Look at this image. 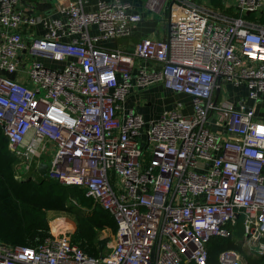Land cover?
Wrapping results in <instances>:
<instances>
[{
    "label": "built area",
    "instance_id": "1",
    "mask_svg": "<svg viewBox=\"0 0 264 264\" xmlns=\"http://www.w3.org/2000/svg\"><path fill=\"white\" fill-rule=\"evenodd\" d=\"M219 1L146 0L169 12V36L114 49L102 43L145 19L129 2L0 0L10 152L47 163V177L83 189L117 223L102 258L63 232L36 247L0 242V264H208V242L240 215L264 254V119L226 89L264 101V0ZM153 87L189 102L147 121L127 101ZM220 263L246 261L226 251Z\"/></svg>",
    "mask_w": 264,
    "mask_h": 264
},
{
    "label": "trees",
    "instance_id": "2",
    "mask_svg": "<svg viewBox=\"0 0 264 264\" xmlns=\"http://www.w3.org/2000/svg\"><path fill=\"white\" fill-rule=\"evenodd\" d=\"M212 2L215 7L223 8L221 1ZM22 162L19 155L10 152L8 138L0 125V242L36 247L52 236V228L55 231L48 213L68 212L76 219L73 242L87 255L99 257L100 236L104 232L116 234L115 219L79 187L63 185L49 176L29 178L21 175L17 165ZM227 229L230 236H215L208 242V264H221L220 255L226 251L241 254L246 264H264V254L250 253L244 248L243 215Z\"/></svg>",
    "mask_w": 264,
    "mask_h": 264
},
{
    "label": "crops",
    "instance_id": "3",
    "mask_svg": "<svg viewBox=\"0 0 264 264\" xmlns=\"http://www.w3.org/2000/svg\"><path fill=\"white\" fill-rule=\"evenodd\" d=\"M34 1L37 2L38 0H34ZM92 1L95 2V0H92ZM123 1L131 3L134 6V10L138 13H141L145 19L142 23H140L139 25L136 26V28L133 32V35L130 38L110 40V41L102 43L104 46L109 47V48H114V49L118 48V47L127 48L129 46L133 47L135 43L139 42L141 39H144V38H166L169 36L170 30H169L168 23L162 22V20H160V22L159 21L157 22L156 20H154V18H156V17L159 18V16L157 14H152L151 12L147 11L146 3H145L146 0H123ZM200 2H202L203 4L214 5L212 0H200ZM93 4H91L88 7L90 9H92ZM45 8L46 7H41L40 10L43 11V10H45ZM167 14L169 16V12H167ZM43 31H44L43 26L39 25L37 27V33L40 35V34H43ZM43 60L44 59L42 58L41 61L43 63H45ZM47 61H49V60H47ZM45 64L46 65H52L50 63V61H49V63H45ZM231 86L228 85V87H231ZM159 88L160 87H156L154 89V87H153V90L150 89L151 91L146 90L143 92L140 91V92L134 93V95H132L127 101V108L136 110L137 112L142 114L145 118L149 119V117L150 118L152 117V118L158 119L161 116L162 111H160L156 114H153L152 110L147 109L151 105L150 103L147 104V106H144L143 109L141 108V106H142V102H144V103L151 102L150 101L151 95H154L152 92H154L156 89H159ZM240 88L245 89L244 86H242ZM160 89L167 91V90L163 89L162 87ZM226 89H227V87H226ZM228 96H229V101H231L234 104H238V102H237L238 95L236 97H234V96L228 94ZM220 100H221V98H220ZM249 102H250L249 104L251 105V107H254L256 109L258 116H260L262 119H264V101L255 102V101L250 100ZM189 111H191V110H187V112H189ZM155 119H152V120H155ZM38 166H39V164L37 163L35 170H28V171H25V170L23 171L21 169H18V170H19V173L21 175L33 176L34 178H37L38 177V173H37ZM36 174H37V177H36ZM72 235H73V233H72Z\"/></svg>",
    "mask_w": 264,
    "mask_h": 264
},
{
    "label": "rangeland",
    "instance_id": "4",
    "mask_svg": "<svg viewBox=\"0 0 264 264\" xmlns=\"http://www.w3.org/2000/svg\"><path fill=\"white\" fill-rule=\"evenodd\" d=\"M157 15L159 16V18L158 17L154 18V20H156L157 22L158 21L160 22V20H163L162 17L167 16L166 12H162L161 14H157ZM161 15H164V16H161ZM43 61L45 63H49V61H47L45 59ZM229 86H231V85H229ZM155 88L156 87H154V89ZM160 88L156 89L154 92H152L154 95H151V100H150L151 102H146V103L142 102V106H141L142 109L144 108V106H147V104L150 103L151 105L147 108L148 110H152L153 114H156V113L162 111V114H163L164 112L172 109V106L175 102H177V103L182 102L184 104L189 102V97H187V96L177 95V94H174V93L169 92V91H164ZM152 90H153V88H152ZM227 90H228L227 92L229 95H232L234 97H236L238 95L237 102L240 99V97L242 96L246 100L247 105L249 107H251V105L249 104L250 100L247 98L248 92H247L246 88L244 89V88H236L233 86H231V87L227 86ZM187 110H191V108L188 107ZM152 119H155V118H152V117L151 118L149 117V119L146 118L147 121H151ZM43 160L49 163L51 160V157L46 156V157H44ZM36 164H37V158L32 159V160H26L25 164L19 163L17 165V167H18V169H21L23 171L24 170L25 171L35 170ZM36 177H37V174H36ZM48 220L51 224V228H52V224L53 223L55 224V232H58V233H63V232L74 233L76 230V219H75L74 215L71 213H68V212H51V213H48ZM52 232L55 233L53 228H52ZM108 237L111 238V242H113L114 235L111 232L102 233L100 236V240H102L104 238H108ZM261 243H262V241H252V240L247 238L244 248L247 251H250L249 248H254L252 253H255L256 248H258L257 246H259Z\"/></svg>",
    "mask_w": 264,
    "mask_h": 264
},
{
    "label": "water",
    "instance_id": "5",
    "mask_svg": "<svg viewBox=\"0 0 264 264\" xmlns=\"http://www.w3.org/2000/svg\"><path fill=\"white\" fill-rule=\"evenodd\" d=\"M37 173L41 177H47L48 175V164L45 162H41L38 166ZM29 178H34L33 176H28ZM111 242V238H104L99 241V252L100 257L102 258L104 255L105 250L108 248L109 244Z\"/></svg>",
    "mask_w": 264,
    "mask_h": 264
},
{
    "label": "bare ground",
    "instance_id": "6",
    "mask_svg": "<svg viewBox=\"0 0 264 264\" xmlns=\"http://www.w3.org/2000/svg\"><path fill=\"white\" fill-rule=\"evenodd\" d=\"M55 232V231H54ZM55 233H58V232H55Z\"/></svg>",
    "mask_w": 264,
    "mask_h": 264
}]
</instances>
